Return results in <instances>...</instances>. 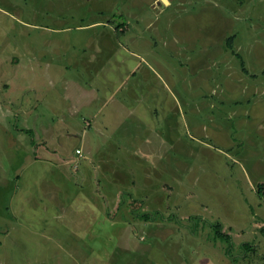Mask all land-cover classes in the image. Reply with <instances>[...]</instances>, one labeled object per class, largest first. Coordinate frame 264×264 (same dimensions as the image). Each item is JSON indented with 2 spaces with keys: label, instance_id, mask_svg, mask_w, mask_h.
<instances>
[{
  "label": "rangeland",
  "instance_id": "rangeland-1",
  "mask_svg": "<svg viewBox=\"0 0 264 264\" xmlns=\"http://www.w3.org/2000/svg\"><path fill=\"white\" fill-rule=\"evenodd\" d=\"M167 1L109 3L112 8L116 6L117 14L111 17L116 29L123 24L118 38L115 29L112 31L116 48L119 43L125 45L143 70L146 61H152L155 71L170 66L173 93L180 99L175 132L178 139L175 136L174 142L163 148L167 152L149 154L150 160L157 158L147 162L146 170L137 162L138 157L110 155L121 167L118 176L122 170L132 175L130 188L118 189V179L111 178L112 184H107L103 175L97 181L99 186H93L95 180L88 177L92 189L87 190L100 191L94 197L100 198L95 207L102 216L95 227L84 225L76 230L73 221L80 220L62 214L68 232L57 233L61 231L58 227L53 228L54 235H44L32 232V226V233L27 237L21 233L24 241L19 242L11 232L21 227L13 207L19 201L23 203L20 198L27 205L19 208L26 210L29 203L26 192L14 193L19 182L13 187L14 180L25 175L40 179L38 182L44 185L42 180L49 178L35 168L33 161L66 159L62 153L50 149L42 152L38 147L47 144V138L34 126L51 119V114L47 111L44 115L43 111L40 87L44 89L47 84L43 74L37 75L40 87L35 98L41 120L28 121V41L33 33L47 34L32 30L31 25L62 20L70 28L62 35L74 38L80 33L71 21L81 18L86 23L88 18H99L96 11L101 9L94 11L93 6L107 1L0 0V264H35L32 258L41 264H264V188H258L256 178L246 176L256 167L264 171V0ZM138 16L148 20L151 28L147 29V21L135 22ZM94 34L83 32L86 37ZM159 54L162 60L157 59ZM50 61L53 63V59ZM156 63L161 66L156 67ZM174 66L180 69L178 74V70L170 69ZM143 70L137 75L138 84L147 81ZM47 77L52 81L49 74ZM219 94H223V102H219ZM247 110L255 120L247 114L244 118L242 112ZM224 112L238 115L232 119L228 113L224 123ZM228 123L227 129L223 124ZM243 123H247V136H231L230 128L237 130ZM53 138L57 149L61 144L73 157L54 171L66 180L67 173L74 175L73 170L83 159L81 151L74 150L79 141ZM97 140L87 138L94 145ZM35 146L38 148L34 150ZM86 147L84 165H96L103 155ZM84 168L80 167L79 173ZM258 191L263 198L258 197ZM21 220L24 224L25 214H21ZM104 220L110 222L104 225ZM28 222L36 225L38 219L29 216ZM217 234L228 235L229 242Z\"/></svg>",
  "mask_w": 264,
  "mask_h": 264
},
{
  "label": "crops",
  "instance_id": "crops-1",
  "mask_svg": "<svg viewBox=\"0 0 264 264\" xmlns=\"http://www.w3.org/2000/svg\"><path fill=\"white\" fill-rule=\"evenodd\" d=\"M94 1L97 2V0ZM104 1L107 2L93 6L94 11L97 7L101 9L96 11L99 18L94 17L92 21H89L88 18L86 23L81 18L71 21L75 25V30L80 33L74 38L62 35L70 30V28L65 27L66 24H62V20H56L52 24L44 21L43 23H46L44 26L37 23L31 25L32 30L60 36L48 38L47 34L37 32L31 36L29 35L27 53L29 65L27 81L29 84L26 89L30 95L27 100L28 121L36 123L41 120L39 117L41 112L37 113L35 98L40 87L38 86L37 75L41 77V74H43L45 76H42V78L47 82L44 89L40 87L43 90L44 97L43 111H45L44 115L47 111L51 114L49 122L52 121V123L46 121L45 118L42 120L43 125L36 124L34 126L39 134L41 132L47 138L45 140L47 144L38 147L42 149V152L44 150L48 153L50 149L52 153H62L66 155V159L58 158V162L49 159V161H43L42 163L33 161L37 165L35 168L43 171L48 176L49 180H42L43 183L46 182V185H41L38 182L40 179L35 181L34 178H25V175H20L16 178V181L14 180L13 187L19 181L14 193L26 192L29 203L26 210L19 208L26 204L24 198H20L23 199L21 200L23 203H20L19 199V203L16 207H13V215L18 219L21 224L18 226L21 227H17L11 232L12 236H16V240L19 242L20 240L24 241L21 233L25 234V237L33 231L52 236L54 235L52 234L54 233L53 228L58 229V227L61 231L57 233L68 232V228L63 224L65 221L62 214H69L72 216L71 218L80 220L78 222L73 221L72 228H76V230L82 229L84 225L95 227L100 223L102 216L101 212L95 207L97 206L95 202H98L100 198L94 197L97 194L99 195L100 191L95 189L96 191L89 192L87 188L92 189V186H88L90 181L95 180L93 186H99L97 181L99 176L103 175L107 184H112L110 181L118 179V189H122L124 186L129 188L132 186V175L121 169L122 174L118 176V170L121 167L110 155L138 157V159L136 158L137 162L143 163V169L146 170L147 162H152L157 158L153 156L150 160L149 154L158 155L167 152L163 148H167L168 145L172 144L175 136L178 139V134L175 132L178 129L177 116L180 99L177 94L174 95L173 93L174 79L172 80L173 73L169 70L170 66L167 69L155 71L152 61H146V69L143 70V67L139 66L138 62L134 60L132 51L127 49L125 45L119 43V47L116 48L113 39L115 35L118 38L117 34L122 35L123 30L119 28L123 24H119V28L116 29L111 20V17L117 14L115 13L116 6L110 7L109 2L113 0ZM165 4H168L167 0ZM118 15H120L119 12ZM132 19L131 21H133ZM139 21H142V23L147 21V29L152 26L144 18L135 19V22ZM126 24L130 25V21H126ZM47 26H52V28ZM113 30L115 35L112 33ZM86 31H93L95 34L91 37L83 36V32ZM127 31L128 28L125 34ZM146 43L148 45V41ZM160 58H163V56L157 55V59ZM50 59H53V63ZM155 66L161 65L156 63ZM170 69L173 72L178 70L176 74L180 70L178 66ZM141 70L146 75L145 79L147 81L138 84L140 79L137 75H140ZM47 74L51 76L52 81L48 80ZM51 74L57 76L52 77ZM53 78L55 81H53ZM118 93L119 96L116 100L114 97ZM50 96L52 97L50 98ZM218 97L219 102H223V94H219ZM225 102L228 101L225 100ZM249 102L247 101V103ZM236 104L240 105V102ZM108 106L109 109H107ZM223 110L221 109V111ZM215 111L220 114L217 109ZM228 113L232 119L237 118L238 114ZM228 113H223L224 123ZM242 113H244V118H246V114L251 115L248 110ZM251 117L254 120L256 119L253 115ZM247 118L249 117L247 116ZM246 124L243 123V127H237V130L230 128L231 136L239 138L247 136ZM228 125L229 123L223 124L224 127L227 126V129ZM57 136L62 137L61 139H77L79 146L74 150H80L83 158L81 163H77L76 170H73L72 166L69 165L70 171L73 170L75 173L74 175L71 174L72 172L67 173L68 178L66 180L61 178L62 173L58 174L54 171H58L64 161H70L73 157L69 152L67 154L63 149V145L60 144L59 148H56L53 137ZM90 137H97L96 145L87 142V138ZM124 137L127 139L125 140ZM132 138L136 139L133 143L129 140ZM82 144H84V147ZM86 145L93 147L94 150L101 152L100 155H103L98 157L99 160L96 165L93 163H88L89 167L84 165L85 160H87L84 155L85 150L88 148ZM38 147L35 146L34 150ZM91 154H94V152L91 151ZM83 166L85 168L79 173L78 169L83 168ZM137 167H139L138 163ZM48 170H51V172H48ZM246 176L256 178L258 185L264 184V171H257V167L252 172L249 170ZM88 177H90V181ZM22 178L25 181L22 182ZM111 178L112 180H110ZM116 180L114 181L115 184ZM86 181L88 182L85 183ZM248 183L250 182L247 181ZM102 198L106 200L103 195H101ZM32 203L34 207L31 206ZM60 210H68L69 213H62ZM21 214L26 215L24 224L21 220ZM29 216H32L34 220L38 219V223L36 225L30 224L28 222ZM108 222L110 221L104 220L102 223L105 225ZM32 226L34 230L31 229ZM70 232L76 234L74 231ZM150 249L152 251L154 248ZM33 260L35 258H32V263H42Z\"/></svg>",
  "mask_w": 264,
  "mask_h": 264
},
{
  "label": "trees",
  "instance_id": "trees-1",
  "mask_svg": "<svg viewBox=\"0 0 264 264\" xmlns=\"http://www.w3.org/2000/svg\"><path fill=\"white\" fill-rule=\"evenodd\" d=\"M229 48H231L230 45H229ZM241 67H242V70L245 71V70H244V66L242 65V63H241ZM263 73H264V71H263ZM258 188H259L260 190H262V189L264 188V185H259ZM263 192H264V189H263ZM257 194H258V197H259V198H263V197H262V192H261V191H258ZM217 235H218L219 237L223 238L224 240H226L227 242H229V236H228V235H224V234H222V235L217 234Z\"/></svg>",
  "mask_w": 264,
  "mask_h": 264
},
{
  "label": "water",
  "instance_id": "water-1",
  "mask_svg": "<svg viewBox=\"0 0 264 264\" xmlns=\"http://www.w3.org/2000/svg\"><path fill=\"white\" fill-rule=\"evenodd\" d=\"M165 3H166V1L165 0H163Z\"/></svg>",
  "mask_w": 264,
  "mask_h": 264
},
{
  "label": "built area",
  "instance_id": "built-area-1",
  "mask_svg": "<svg viewBox=\"0 0 264 264\" xmlns=\"http://www.w3.org/2000/svg\"><path fill=\"white\" fill-rule=\"evenodd\" d=\"M77 153H79V151H77Z\"/></svg>",
  "mask_w": 264,
  "mask_h": 264
}]
</instances>
